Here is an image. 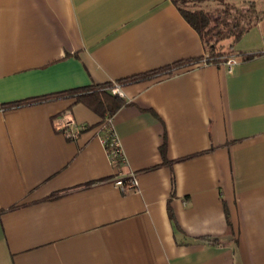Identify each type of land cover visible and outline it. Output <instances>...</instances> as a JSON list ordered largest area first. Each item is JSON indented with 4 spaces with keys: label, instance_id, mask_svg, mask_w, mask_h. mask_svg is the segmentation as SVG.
<instances>
[{
    "label": "crops",
    "instance_id": "obj_1",
    "mask_svg": "<svg viewBox=\"0 0 264 264\" xmlns=\"http://www.w3.org/2000/svg\"><path fill=\"white\" fill-rule=\"evenodd\" d=\"M262 8L228 72L171 0H0V264H264ZM103 82L125 100L111 116L67 95L7 106Z\"/></svg>",
    "mask_w": 264,
    "mask_h": 264
},
{
    "label": "trees",
    "instance_id": "obj_2",
    "mask_svg": "<svg viewBox=\"0 0 264 264\" xmlns=\"http://www.w3.org/2000/svg\"><path fill=\"white\" fill-rule=\"evenodd\" d=\"M182 14L202 37L206 49L205 62L219 63L232 53L234 45L241 35L260 18L262 12L256 10L255 0H216L220 5L218 12L213 10L206 0H171ZM234 1H249L248 9H240ZM234 9V10H232ZM182 61L151 70L144 74L132 76L125 79H136L146 77L155 73L166 71ZM118 82L92 83L86 86L75 87L71 89L56 92L54 94L27 98L7 104L15 106L19 104L36 102L38 100L53 96H74L75 102H82L90 109L106 113L111 116L119 106L125 103L122 96L113 93L111 88Z\"/></svg>",
    "mask_w": 264,
    "mask_h": 264
},
{
    "label": "built area",
    "instance_id": "obj_3",
    "mask_svg": "<svg viewBox=\"0 0 264 264\" xmlns=\"http://www.w3.org/2000/svg\"><path fill=\"white\" fill-rule=\"evenodd\" d=\"M203 63L206 62L203 61ZM221 63L226 67L228 72H231L233 66L237 63V57L235 55H228ZM111 91L118 95L123 94L119 84L117 83L114 84V86L111 88ZM111 119L112 118L109 117L103 123L99 138L103 144V147H105V150L110 158L109 160H111V162L114 164H118L121 160H123V154L119 139L114 132L113 121ZM58 128L64 135H68V137L76 139L80 132L86 128V125L84 123L77 122L66 111L60 117ZM113 183L121 191L137 189L139 184L138 178L134 173H130L125 176H117L113 179Z\"/></svg>",
    "mask_w": 264,
    "mask_h": 264
},
{
    "label": "rangeland",
    "instance_id": "obj_4",
    "mask_svg": "<svg viewBox=\"0 0 264 264\" xmlns=\"http://www.w3.org/2000/svg\"><path fill=\"white\" fill-rule=\"evenodd\" d=\"M249 3H250L249 1H246V2L234 1V4H237V6L240 7V9H243V10L244 9H248V6L250 5ZM254 3L256 4V6H255L256 10L260 12L261 9H263L262 7H264V2H262L263 4L262 3H260V4L258 3L257 4V2L255 0ZM212 7H213V10H216L215 12H218V9L220 8V5L215 4ZM232 10H234V9H232Z\"/></svg>",
    "mask_w": 264,
    "mask_h": 264
}]
</instances>
